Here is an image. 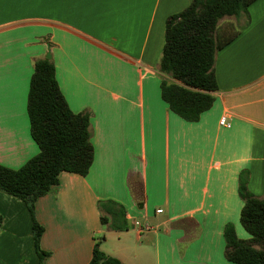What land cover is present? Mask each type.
<instances>
[{
  "label": "crops",
  "instance_id": "crops-1",
  "mask_svg": "<svg viewBox=\"0 0 264 264\" xmlns=\"http://www.w3.org/2000/svg\"><path fill=\"white\" fill-rule=\"evenodd\" d=\"M191 2L0 0V165L18 170L40 152L27 102L48 46L70 109L92 114L88 174L63 172L35 203L45 264H89L97 243L124 264H235L227 225L250 239L239 181L249 172V191L264 200V0L218 52L215 103L195 123L163 101L159 72L166 21ZM221 21L234 33L247 19ZM106 201L124 207L128 231L103 226ZM133 220L154 230L138 239ZM0 264H40L28 207L2 191Z\"/></svg>",
  "mask_w": 264,
  "mask_h": 264
},
{
  "label": "trees",
  "instance_id": "trees-1",
  "mask_svg": "<svg viewBox=\"0 0 264 264\" xmlns=\"http://www.w3.org/2000/svg\"><path fill=\"white\" fill-rule=\"evenodd\" d=\"M256 1L192 0L187 9L167 19L159 64L163 76L161 96L183 120L198 122L213 108L214 93L219 90L215 74L217 54L249 26V7ZM242 16L247 22L240 30L219 32L222 19ZM27 112L31 137L40 152L18 170L0 165V191L21 199L28 207L39 263L45 264L49 254L40 249L44 228L35 219V203L58 185L63 172L88 174L95 156L92 114H75L70 109L57 81L55 65L45 58L34 62ZM249 177V172L241 173L239 195L244 202L241 225L250 239H239L234 226L227 225V256L235 264H264V200L249 191ZM99 210L104 227L115 232L129 230L123 206L106 201L99 203ZM89 264L124 263L104 253L97 243Z\"/></svg>",
  "mask_w": 264,
  "mask_h": 264
},
{
  "label": "built area",
  "instance_id": "built-area-1",
  "mask_svg": "<svg viewBox=\"0 0 264 264\" xmlns=\"http://www.w3.org/2000/svg\"><path fill=\"white\" fill-rule=\"evenodd\" d=\"M220 124L221 126L226 127V128L231 127L226 117L221 118ZM162 213H163V210H157V214H162ZM132 226H133V229L137 233L138 239H140L144 233L151 232L154 230V228L149 223H141L137 220H133Z\"/></svg>",
  "mask_w": 264,
  "mask_h": 264
},
{
  "label": "rangeland",
  "instance_id": "rangeland-1",
  "mask_svg": "<svg viewBox=\"0 0 264 264\" xmlns=\"http://www.w3.org/2000/svg\"><path fill=\"white\" fill-rule=\"evenodd\" d=\"M225 20H228V19H225ZM224 20V21H225ZM224 21H221V23H220V28H219V32L221 33V34H227L228 32H224V30H226L225 29V23H223ZM231 32H233V29H232V31ZM107 236H110V234H107ZM101 245L103 246V243H102V241H101ZM106 247V246H105Z\"/></svg>",
  "mask_w": 264,
  "mask_h": 264
},
{
  "label": "water",
  "instance_id": "water-1",
  "mask_svg": "<svg viewBox=\"0 0 264 264\" xmlns=\"http://www.w3.org/2000/svg\"><path fill=\"white\" fill-rule=\"evenodd\" d=\"M45 59L51 61L52 60V55H51V51H50V48L48 46V50H47V53L45 54Z\"/></svg>",
  "mask_w": 264,
  "mask_h": 264
}]
</instances>
